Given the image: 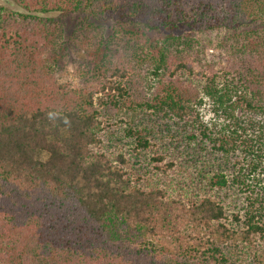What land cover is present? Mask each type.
Returning <instances> with one entry per match:
<instances>
[{"label": "trees", "instance_id": "16d2710c", "mask_svg": "<svg viewBox=\"0 0 264 264\" xmlns=\"http://www.w3.org/2000/svg\"><path fill=\"white\" fill-rule=\"evenodd\" d=\"M0 264H264V0L0 4Z\"/></svg>", "mask_w": 264, "mask_h": 264}, {"label": "rangeland", "instance_id": "374dc122", "mask_svg": "<svg viewBox=\"0 0 264 264\" xmlns=\"http://www.w3.org/2000/svg\"><path fill=\"white\" fill-rule=\"evenodd\" d=\"M8 3H12V0H0V4L8 6ZM12 5V4H11ZM78 17H64L61 19L62 25L64 28L63 41H64V50L61 54V59L59 61V67L66 76H73L76 69L81 68L85 65H89L96 59V52L90 41L88 34L87 24ZM93 24L95 22L91 21ZM107 28L111 26L110 22L106 21ZM102 27L106 32L109 30L106 27ZM109 33H111L109 31ZM165 32H159L156 35H153L152 39L161 38L165 35ZM224 35L225 31L213 32L210 34H205L211 42L219 41ZM89 40L87 45L86 41ZM220 51L213 48H205L204 56L208 61L217 62L220 58Z\"/></svg>", "mask_w": 264, "mask_h": 264}]
</instances>
